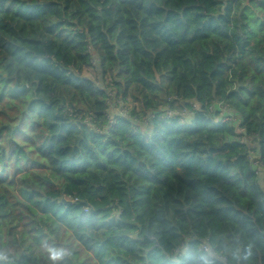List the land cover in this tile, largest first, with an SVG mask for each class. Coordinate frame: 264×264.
I'll list each match as a JSON object with an SVG mask.
<instances>
[{
	"label": "trees",
	"instance_id": "1",
	"mask_svg": "<svg viewBox=\"0 0 264 264\" xmlns=\"http://www.w3.org/2000/svg\"><path fill=\"white\" fill-rule=\"evenodd\" d=\"M206 261L264 264V0H0V264Z\"/></svg>",
	"mask_w": 264,
	"mask_h": 264
},
{
	"label": "built area",
	"instance_id": "2",
	"mask_svg": "<svg viewBox=\"0 0 264 264\" xmlns=\"http://www.w3.org/2000/svg\"><path fill=\"white\" fill-rule=\"evenodd\" d=\"M172 100V98H169L168 102H171ZM189 104L190 107H183L180 109H172L171 106L168 104L166 107L162 108L158 112H150L139 118L133 117L131 115L129 107L125 106V104L111 99L108 102V110L106 113V116L108 117V128L112 127L116 123L117 118H123L130 121L133 125L134 132L142 131V127H150L157 117H160V119L164 120L174 119L177 120L180 124L188 125L193 121L196 112H199L201 110L200 106L195 100L190 101ZM206 107L209 111V114H214L215 112L219 113L217 123H234L236 126L239 127V132L243 135L242 142H246L249 140L245 137V130L240 127V120L235 114H233L229 110L226 103L213 102L210 105L206 104ZM68 111L74 117L77 116L73 110L69 109ZM83 122L87 123L88 119L85 118ZM249 159H251V161H253L254 163V166L258 168L259 163L257 159H254L253 152L249 153ZM200 251L209 253L212 257L217 258L221 262H226V257L224 255L216 253L215 248H213L207 240H201Z\"/></svg>",
	"mask_w": 264,
	"mask_h": 264
},
{
	"label": "clouds",
	"instance_id": "3",
	"mask_svg": "<svg viewBox=\"0 0 264 264\" xmlns=\"http://www.w3.org/2000/svg\"><path fill=\"white\" fill-rule=\"evenodd\" d=\"M67 253L65 251H60V252H57L55 250H53L52 252V259L53 260H58V259H61L64 255H66ZM205 264H208V262L206 261Z\"/></svg>",
	"mask_w": 264,
	"mask_h": 264
},
{
	"label": "water",
	"instance_id": "4",
	"mask_svg": "<svg viewBox=\"0 0 264 264\" xmlns=\"http://www.w3.org/2000/svg\"><path fill=\"white\" fill-rule=\"evenodd\" d=\"M24 89H25V87L22 88V89H18V88H16V90H19V91H23ZM65 203H66V204H70V202H68V201H65Z\"/></svg>",
	"mask_w": 264,
	"mask_h": 264
},
{
	"label": "rangeland",
	"instance_id": "5",
	"mask_svg": "<svg viewBox=\"0 0 264 264\" xmlns=\"http://www.w3.org/2000/svg\"><path fill=\"white\" fill-rule=\"evenodd\" d=\"M128 107V105H125ZM143 130H148V127H142Z\"/></svg>",
	"mask_w": 264,
	"mask_h": 264
}]
</instances>
